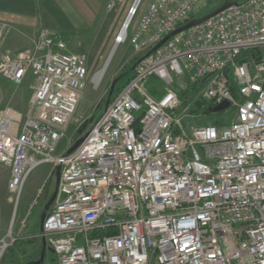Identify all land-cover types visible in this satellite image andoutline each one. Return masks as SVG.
Here are the masks:
<instances>
[{
  "label": "built area",
  "instance_id": "obj_1",
  "mask_svg": "<svg viewBox=\"0 0 264 264\" xmlns=\"http://www.w3.org/2000/svg\"><path fill=\"white\" fill-rule=\"evenodd\" d=\"M206 1L150 2L125 38L145 56L71 154L64 140L87 87V55L43 30L32 50L0 59L4 79L36 81L28 116L0 110L13 200L40 166L61 169L38 236L55 264H264V0L238 3L153 52ZM152 76L167 88L157 97L146 87ZM181 78L194 103H228L235 120L188 131L172 88ZM14 241L0 239V262Z\"/></svg>",
  "mask_w": 264,
  "mask_h": 264
},
{
  "label": "rangeland",
  "instance_id": "obj_2",
  "mask_svg": "<svg viewBox=\"0 0 264 264\" xmlns=\"http://www.w3.org/2000/svg\"><path fill=\"white\" fill-rule=\"evenodd\" d=\"M136 1L103 0L93 14L65 13V23H63V28L58 29V33L67 41L70 52L87 55L89 69L87 87L82 94L72 123L68 127L65 143H72L73 146L85 134L116 97L121 86L125 84L130 76L131 70L134 73V68L139 59L145 56L136 53L129 40L121 43L111 58L108 68L105 69L103 78L95 83V78L104 70L116 43V38L121 33L127 18L131 15ZM151 1H140L128 29L127 34L130 37L136 31L139 21ZM225 1L227 0H207L205 6L201 9L203 15L211 13ZM231 1L243 3L247 0ZM112 2L116 3V7L109 10L108 5ZM0 24L6 27L4 35L9 30L11 31L10 24L6 22H0ZM35 85L33 77L17 85L0 75V110L11 108L24 117L28 116L31 112V100ZM187 85V79L181 78L175 81V86L173 85L172 88L177 91L180 98H183H181L182 101H187V106H182L181 111H185V114H187L185 127L190 131L192 128L205 125L210 118L199 113L200 111L197 113L192 112L196 107L193 101L194 95L190 90H188L190 92L188 100L184 99L185 95H183ZM146 87L153 96L156 94L160 96L167 89L166 85L155 76L149 78ZM153 91H156V94ZM235 114V109L229 108L226 113H218L217 117L228 116L233 121L235 120ZM85 124H87V128L83 130ZM81 130H83L82 134H80ZM55 189L56 176L52 166L42 165L29 177L21 199L19 201L14 199L10 205L8 204L11 209V219L4 237H7L9 242L13 239L15 241L5 252L0 264H28L41 258L44 241L38 237L41 232V217ZM56 259V255L47 246L46 258L43 264H55Z\"/></svg>",
  "mask_w": 264,
  "mask_h": 264
},
{
  "label": "crops",
  "instance_id": "obj_3",
  "mask_svg": "<svg viewBox=\"0 0 264 264\" xmlns=\"http://www.w3.org/2000/svg\"><path fill=\"white\" fill-rule=\"evenodd\" d=\"M102 1L0 0V22H6L12 27L2 37L0 59L5 55H18L32 50L41 30L58 32V29L63 28L65 13L93 14ZM30 77L32 76L28 75L24 81ZM10 178V169L0 164V239L4 238L11 219V209L8 206L13 200L8 189Z\"/></svg>",
  "mask_w": 264,
  "mask_h": 264
},
{
  "label": "water",
  "instance_id": "obj_4",
  "mask_svg": "<svg viewBox=\"0 0 264 264\" xmlns=\"http://www.w3.org/2000/svg\"><path fill=\"white\" fill-rule=\"evenodd\" d=\"M238 3L237 2H234V1H231V0H227L225 1L220 7H218L217 9H215L214 11H212L211 13L203 16V17H200V18H196V19H193L192 21H190L189 23H187L185 26H182L180 28H178L176 31H174L172 34H170L169 36H167L162 42L161 44H159L154 50L153 52H155L157 49H159L161 46H163L167 41H169L171 38H173L174 36L184 32V31H187L193 27H196L198 25H200L201 23H203L204 21L212 18V17H215L217 16L218 14H220L221 12L229 9L230 7L234 6V5H237ZM137 9V5L135 4L134 5V8L131 12V15L134 14L135 10ZM125 28V27H124ZM124 28L122 29L121 33H123V30ZM126 38V36L124 37V39ZM119 41L115 43L114 45V48L117 47ZM229 108V104L228 103H223L219 106H217L216 108H213L212 110H210L211 113H219L221 111H224L226 109ZM87 128V124H85L83 126V130H86ZM83 130L80 131V134L83 133ZM86 138V135L85 136H82L77 142H75V144L72 146V148L70 149L69 151V154L73 153L85 140ZM60 175H61V169L60 167H58L56 169V173H55V176H56V189H55V192L53 194V196L51 197V199L49 200L48 204L46 205L45 207V212L42 214V217H41V229L43 228V224L45 222V219H46V215L48 213V211L50 210L51 206L54 205L56 199H57V196H58V188H59V183H60ZM49 250L53 252V250H51L49 248ZM46 251H47V244H46V241H43V252H42V255H41V258L39 260H36V261H32L28 264H43L44 261H45V258H46Z\"/></svg>",
  "mask_w": 264,
  "mask_h": 264
},
{
  "label": "trees",
  "instance_id": "obj_5",
  "mask_svg": "<svg viewBox=\"0 0 264 264\" xmlns=\"http://www.w3.org/2000/svg\"><path fill=\"white\" fill-rule=\"evenodd\" d=\"M214 11V10H213ZM198 16H200V17H202V16H205V15H203V12H201ZM133 72V70H131V74H130V76L128 77V79H127V81L125 82V84L123 85V86H121V88H120V90L118 91V93L132 80V78H133V75H134V73H132ZM126 75V74H125ZM122 77V76H121ZM121 79V78H120ZM152 90V89H151ZM154 93L156 92V91H153ZM117 93V94H118ZM189 91H185V93L183 94V95H185L184 96V99H186V100H188V95H189ZM156 94V93H155ZM158 94H156L155 96H157ZM186 97V98H185ZM182 98V97H181ZM183 99V98H182ZM202 105H203V103H200V102H198V103H195V108H194V110H192V112L193 113H197V112H199V113H202L204 116H209V118H210V120H209V122L208 123H206V124H215V125H219V126H222L223 125V123L221 122V120L220 119H218V117H217V114H214V113H211L210 112V110H212V109H210V108H202ZM185 106H187V101H183V107H185ZM205 124V125H206Z\"/></svg>",
  "mask_w": 264,
  "mask_h": 264
},
{
  "label": "bare ground",
  "instance_id": "obj_6",
  "mask_svg": "<svg viewBox=\"0 0 264 264\" xmlns=\"http://www.w3.org/2000/svg\"><path fill=\"white\" fill-rule=\"evenodd\" d=\"M140 1H141V0H137V1H136V5H137V7H138ZM135 12H136V10H135ZM135 12H134V14H135ZM134 14H133V15H134ZM133 15H130V16L127 18V20H126V22H125V24H124V26H123V28L125 27L124 30H123V33H122V34H119V35L117 36V38H116V42L119 41V43H118V45H117L116 48L113 47L112 53H111L110 56H109V60H108V62L106 63V66H105L104 70L101 71V72L96 76V78H95V83H98V82L103 78L104 73H105V69L108 68V65H109V62L111 61V58H112L113 55L115 54V52H116V50L118 49L119 45H120L121 43L125 42L124 37H125V36L127 35V33H128V29H129L130 24H131V22H132V18H133L132 16H133ZM123 28H122V29H123Z\"/></svg>",
  "mask_w": 264,
  "mask_h": 264
}]
</instances>
